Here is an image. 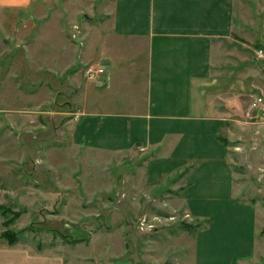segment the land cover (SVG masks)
Masks as SVG:
<instances>
[{
    "label": "crops",
    "instance_id": "crops-1",
    "mask_svg": "<svg viewBox=\"0 0 264 264\" xmlns=\"http://www.w3.org/2000/svg\"><path fill=\"white\" fill-rule=\"evenodd\" d=\"M94 2L0 0V28L22 25L29 10H53L41 20V28L55 33L36 39L42 45L36 54L46 65L51 61V70H63V61H74L75 51L60 29L67 19L72 23L75 14L62 21L58 13L85 12L89 6L93 11ZM243 6L242 0L103 3L102 25L108 32L88 42L103 61L105 74L96 81L99 90L93 102L72 118L70 147L100 155L137 154L143 159L139 169L148 189L168 190L163 206L171 207L185 223L204 224L193 231L157 233L163 236L156 235L137 257L97 264H246L254 257L257 206L237 197L227 147L219 139L226 121L221 97L229 104V92L242 90L237 74L239 81L250 82L245 77L249 68L235 69L246 62L237 51V39L245 41L249 33L243 29L256 25L241 14ZM259 27L257 39L264 44V0ZM8 85L1 90L19 91ZM241 85L246 90V83ZM4 140L5 135L0 136ZM5 147L0 145L3 151ZM5 176L0 174V185L10 183ZM9 194L11 190L0 188V205L11 198ZM2 221L0 214V264L85 263L76 259L69 245L34 247L21 240L9 244L1 237ZM61 250L68 253L59 257Z\"/></svg>",
    "mask_w": 264,
    "mask_h": 264
},
{
    "label": "rangeland",
    "instance_id": "rangeland-1",
    "mask_svg": "<svg viewBox=\"0 0 264 264\" xmlns=\"http://www.w3.org/2000/svg\"><path fill=\"white\" fill-rule=\"evenodd\" d=\"M108 2L95 0L93 11L84 6L85 12L58 13L62 21L75 14V20L67 19L60 29L75 51V60L65 59L63 70H51V61L46 65L36 54L42 49L36 39L55 33V29L41 28V20L53 10H29L22 25L0 28V136L5 135L0 145L6 144L4 151L0 148V174L10 178L0 188L11 190V198L2 204V218L8 221L3 227L13 233L15 241L34 247L69 245L76 259L85 262L81 264L132 258L162 235L157 233L186 229L184 220L163 206L168 190H150L143 183L139 169L143 159L137 154L100 155L70 147L72 118L93 102L99 90L96 81L102 76L88 79L85 71L103 61L95 56V49L90 51L88 41L108 32L102 25L106 18L103 3ZM242 2L241 14L256 25L243 29L249 33L245 41L237 39V51L246 62L245 67L237 64L235 69L249 68L245 77L250 82L239 81L237 74L242 90L229 92V104L220 96L226 121L219 138L227 147L237 197L257 206V250L246 264H264V63L255 56V50L264 47L257 39L263 0ZM227 80L225 76L224 89ZM5 83L19 91H2ZM256 97L262 101L253 106ZM171 215L175 220L169 219ZM142 218L153 223L155 230L141 231ZM203 224H191V231ZM67 253L61 250L59 257Z\"/></svg>",
    "mask_w": 264,
    "mask_h": 264
},
{
    "label": "built area",
    "instance_id": "built-area-1",
    "mask_svg": "<svg viewBox=\"0 0 264 264\" xmlns=\"http://www.w3.org/2000/svg\"><path fill=\"white\" fill-rule=\"evenodd\" d=\"M255 56L259 60L263 61L264 63V47H259L255 50ZM86 77L88 79H98L99 77L105 74V70L102 66H89L85 71ZM262 99L260 97H256L252 103L253 106H257ZM139 228L141 231H154L155 225L146 221L145 218L140 219Z\"/></svg>",
    "mask_w": 264,
    "mask_h": 264
},
{
    "label": "trees",
    "instance_id": "trees-1",
    "mask_svg": "<svg viewBox=\"0 0 264 264\" xmlns=\"http://www.w3.org/2000/svg\"><path fill=\"white\" fill-rule=\"evenodd\" d=\"M220 139V138H219ZM220 141L222 143H224L221 139ZM0 214L4 216L5 214V210H3V205H0ZM8 224V221L7 220H3L2 221V225L6 227V225ZM184 226L189 229V230H192L191 229V224H188V223H185ZM1 237L6 239V241L9 243V244H13L15 242V236L13 235V233L9 230H7L6 228L4 230H2L1 232Z\"/></svg>",
    "mask_w": 264,
    "mask_h": 264
}]
</instances>
